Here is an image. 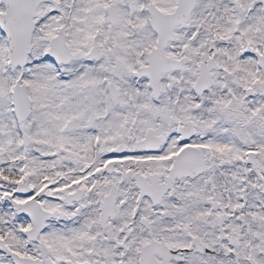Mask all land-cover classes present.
I'll list each match as a JSON object with an SVG mask.
<instances>
[{
  "label": "snow or ice",
  "instance_id": "6c2138e0",
  "mask_svg": "<svg viewBox=\"0 0 264 264\" xmlns=\"http://www.w3.org/2000/svg\"><path fill=\"white\" fill-rule=\"evenodd\" d=\"M0 264H264V0H0Z\"/></svg>",
  "mask_w": 264,
  "mask_h": 264
}]
</instances>
